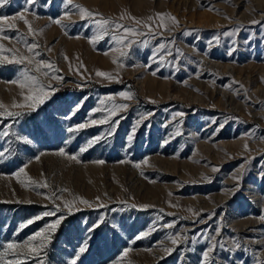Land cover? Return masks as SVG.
Returning a JSON list of instances; mask_svg holds the SVG:
<instances>
[{"label": "rangeland", "instance_id": "rangeland-1", "mask_svg": "<svg viewBox=\"0 0 264 264\" xmlns=\"http://www.w3.org/2000/svg\"><path fill=\"white\" fill-rule=\"evenodd\" d=\"M74 3L114 20L125 13L147 20L159 12L170 13L179 23L170 31L160 30L162 35L134 38L147 40V46L136 43L129 49L111 39V28L103 40L90 44L98 29L78 14L64 21L65 34L52 23L65 11L63 0L0 4V17L9 18L3 26L15 25L4 34H25L28 43H38L41 55L36 59L53 63L55 75L63 77L52 80L33 69L29 75L55 89L50 99L35 110H23L20 117H0V132L9 133L0 135V253L3 245L22 243L63 216L41 256L26 264H70L77 255V264H201L202 252L218 228L216 240L225 242V249L217 247L213 264L264 261V220L259 219L264 216V0ZM21 13L35 34L27 35L24 22L11 19ZM0 43L27 54L15 39ZM160 43L166 48L157 52ZM120 50L127 55L121 56ZM23 67L0 65V103L11 111H22L12 108L22 97L19 86L10 81L19 78ZM97 70L116 79L98 77ZM121 92H130L133 99H123ZM106 97H112L105 100L106 107L129 105L113 117L119 121L114 134H108L111 123L68 131L106 115L92 112ZM145 114L150 115L129 142L133 126ZM95 136L105 138L80 153ZM60 148L78 154L80 163L56 155ZM98 160L104 163H95ZM25 164L32 181H47L49 187H36L25 177L20 179L27 186L21 185L14 174ZM234 177H241L238 188ZM53 193L60 199H45ZM76 197L92 207L77 201L69 214L63 201ZM56 205V216L21 227ZM95 224L99 226L89 231ZM170 235L187 239L172 245ZM233 241L241 247L234 248ZM85 242L86 251L79 253ZM164 247L175 250L168 255ZM126 249L130 251L124 256Z\"/></svg>", "mask_w": 264, "mask_h": 264}, {"label": "snow or ice", "instance_id": "snow-or-ice-1", "mask_svg": "<svg viewBox=\"0 0 264 264\" xmlns=\"http://www.w3.org/2000/svg\"><path fill=\"white\" fill-rule=\"evenodd\" d=\"M6 2V0H0V4ZM29 4H35L36 0H27ZM65 11L63 14L57 18L52 20V23L61 26L65 29V34H67V25L64 23V21H71V16L73 14H78L80 17V20L82 21H90L91 24H94L96 28L98 29L97 34L93 36L90 40V44H96L99 40H103L105 36L109 35V29H112L111 33V39L115 41L117 44L122 45L124 48H131L133 44L139 43L142 46H147L148 41H137L136 37H142L146 35H152L153 37L157 35H162V31L160 30H168L170 31L172 27H175L178 25L179 21L176 19V17L172 16L170 13H156L155 17L149 16L147 20H141L137 17L131 16L130 14H122L117 19L112 18H104L100 13L94 12L92 10H89L88 8L83 7L82 5L75 4L74 0H63ZM8 17H0V40H13L15 39L17 43H23L27 54L20 52V50L16 47L8 48L5 47L4 44L0 43V65H21L24 66L20 72V76L18 79L11 80L10 83L18 85L21 89L20 96L22 97V101L17 103L13 102L12 108L20 109L22 111H11L7 108V106L3 105V103H0V109H3V111H0V117H20L24 115L23 110H35L38 106L44 104L46 100L50 99V93L54 92L55 89L52 88L50 84H44L37 75H29L31 71H34L36 73L42 74L44 77L50 78L52 80L61 81L63 80L62 76L55 75V72L58 71V69L55 67V65L49 61L45 60H38L36 59L41 55L37 49L40 47L38 43H28L25 39V34H21L17 37H9L5 35L4 33L6 30L15 29L14 24H7V27H4L3 25L8 21ZM12 20H22L24 24L27 26L28 32L27 35H32L36 33V30L33 28L31 23L28 21V19L25 18L24 14L21 13L18 17H12ZM130 20L132 23L131 25H126L124 23H120L122 20ZM151 22V23H149ZM170 22V24H169ZM252 23H258L257 21H252ZM147 29V32H144L140 29ZM225 35H230V33H225ZM79 38V37H77ZM166 48V45L164 43H160L157 49V52L159 50H163ZM51 49H49L50 51ZM107 55V53H105ZM121 56H126L127 53L123 50H120ZM65 59H68L65 56ZM154 59V57H153ZM161 59H163L161 57ZM114 63L117 61L114 60ZM83 65L81 64V67ZM122 66V65H121ZM77 72H79V69H77ZM153 75L156 73L153 72ZM96 76L102 77L107 80H113L116 79L113 77L110 73H106L103 71H96ZM242 87V86H241ZM120 96L125 100H131L133 99V95L130 92H121ZM105 100L111 101L112 97H106L105 99H102L100 101V108L93 109L92 112H104L106 115L102 116L99 120L97 119H91L87 123H80L76 125L75 127H70L68 131L70 133L72 132H79L82 129H85L89 127L90 125H97V124H109L111 123L113 125L112 129L108 133L109 135L114 134L115 132V126L119 124L118 120H114L113 117L118 115V113L121 110H126L129 105L127 103H121L116 104L112 103L110 107L105 106ZM154 102V101H153ZM148 115L145 114L142 115L137 121L136 124L133 126L131 130V134L127 137L128 141L131 142L134 138V135L137 131V129L143 124V122L148 118ZM176 115H183L182 113H177ZM175 119V117H174ZM10 127V126H9ZM220 127L222 128L223 125L221 124ZM9 133L7 131L0 132V135L7 136ZM103 136H95L91 140L88 141L86 147H81L79 149L80 153H83L87 151L88 148H91L94 144L99 142L101 139H104ZM20 139H23L26 141V138L20 137ZM167 142V141H166ZM245 149L247 150V145H245ZM3 155V152H0V156ZM43 155V153H41ZM58 156H67L68 160L75 161L77 163H80V160L78 158V154H68L64 148H60L58 152L56 153ZM35 159L39 161L40 156H36ZM95 163L103 164L104 161L98 160L95 161ZM144 163H147L145 160ZM27 164H25L23 167L19 168V170L14 174L21 185H25V180L20 179V177H25L29 181L30 184H34L36 187L39 188H48L49 184L47 181H44L43 183H38L36 181H32L31 177L28 176L25 169L27 168ZM136 167H140V165H135ZM213 171H217V169H213ZM43 175V174H42ZM234 179L237 180V188L239 187V180L241 177H234ZM61 191H68L67 189H62ZM60 199V197H57L55 193H53L51 196H45V199ZM99 199V198H97ZM79 202L80 204L86 205L88 207H92V204L84 198L76 197L73 201H63V208L67 209L68 213L71 214L73 211V208L76 204V202ZM100 207H105V205H100ZM131 207L135 208L137 207L135 204L131 205ZM142 209H147L149 205H141ZM60 211V205H56L54 210L51 211H44L41 215H37L36 217L27 220V222L22 225L21 227H26L28 225L33 224L37 220L43 219V217H50V216H56L57 212ZM191 211V209H189ZM65 217L59 216L57 219L49 224H46L42 229L36 231L33 235L29 236L26 240H24L22 243L17 242H9L5 245H3V252L0 253V264H26V261L28 259L32 258H38L41 256V253L44 249L47 248L48 243L51 241V234L55 233L59 225L61 224L62 220ZM259 219L264 220V216L259 217ZM101 222H103V217H101ZM98 224L93 225L92 228L89 229V231H94L96 227H98ZM168 228L174 227L173 224L166 225ZM155 229H149V231L142 232L141 234L136 236V240L142 239L150 234L151 231H154ZM220 229L218 228L216 230V236H219ZM216 236H212L209 239L211 240V243L207 247L205 251L202 252L201 257V264H213L212 261V254L215 252L217 247L220 249H225V242L217 241ZM167 239L171 242L172 245H179L182 241V239H187V237H181L179 235H170L167 237ZM193 241H195V237H193ZM233 247L236 249H239L241 247L239 241H233L232 242ZM87 249V243L79 248V253H84ZM175 249L173 247H164L162 251L165 254L170 255ZM227 251H232V248L226 249ZM129 249H126L124 251V256H127L129 253ZM14 256L16 259H5L6 256ZM79 259V256L77 255L76 258L72 259L70 264H77V261ZM163 259V257H161ZM38 264H44L43 260H38ZM116 264H120L119 261H116ZM257 264H264V261H260L257 258Z\"/></svg>", "mask_w": 264, "mask_h": 264}]
</instances>
